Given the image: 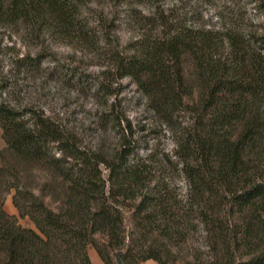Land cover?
I'll return each mask as SVG.
<instances>
[{
	"label": "trees",
	"instance_id": "16d2710c",
	"mask_svg": "<svg viewBox=\"0 0 264 264\" xmlns=\"http://www.w3.org/2000/svg\"><path fill=\"white\" fill-rule=\"evenodd\" d=\"M0 24L89 38L67 0H0ZM223 28L170 26L114 57L152 126L173 134L172 156L135 155L130 121L106 157L52 119L30 124L0 103L10 152L0 166V264H94L91 245L105 264L117 253L125 264H264V35ZM12 190L35 229L5 211Z\"/></svg>",
	"mask_w": 264,
	"mask_h": 264
},
{
	"label": "rangeland",
	"instance_id": "374dc122",
	"mask_svg": "<svg viewBox=\"0 0 264 264\" xmlns=\"http://www.w3.org/2000/svg\"><path fill=\"white\" fill-rule=\"evenodd\" d=\"M88 39H66L57 28L37 33L23 25L0 24V103L14 108L30 124L36 116L52 119L76 138L81 148L111 157L130 121L135 155L157 156L174 149L173 134L153 127L152 113L142 92L130 78L118 79L114 57L132 54L142 37H155L170 26L193 29L236 27L264 35V10L254 0H67ZM169 27L165 30L166 26ZM29 57L27 61H22ZM29 63V64H28ZM32 63V64H31ZM30 64L32 66H30ZM108 89V90H107ZM121 118L120 124L115 120ZM0 127V166L9 155ZM59 155V154H57ZM156 166L161 167L159 163ZM106 176L108 170L102 167ZM157 173H177L159 168ZM181 189L186 183L176 178ZM12 190L4 209L25 228L36 226L22 218ZM129 218L130 216L127 215ZM94 264H105L93 245ZM123 253V252H122ZM113 254L114 264H125ZM143 264H157L150 260Z\"/></svg>",
	"mask_w": 264,
	"mask_h": 264
},
{
	"label": "water",
	"instance_id": "95a60500",
	"mask_svg": "<svg viewBox=\"0 0 264 264\" xmlns=\"http://www.w3.org/2000/svg\"><path fill=\"white\" fill-rule=\"evenodd\" d=\"M118 261H119V264H122V262L120 260H118Z\"/></svg>",
	"mask_w": 264,
	"mask_h": 264
}]
</instances>
